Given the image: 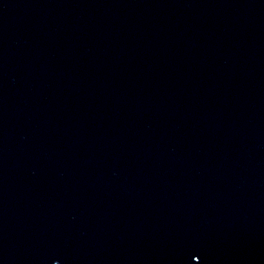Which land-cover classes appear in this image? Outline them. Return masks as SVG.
I'll return each mask as SVG.
<instances>
[{
    "label": "water",
    "instance_id": "95a60500",
    "mask_svg": "<svg viewBox=\"0 0 264 264\" xmlns=\"http://www.w3.org/2000/svg\"><path fill=\"white\" fill-rule=\"evenodd\" d=\"M0 264H264V0H0Z\"/></svg>",
    "mask_w": 264,
    "mask_h": 264
}]
</instances>
